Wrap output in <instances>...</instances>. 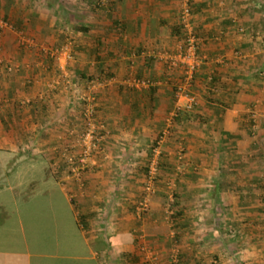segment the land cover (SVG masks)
Instances as JSON below:
<instances>
[{
    "label": "crops",
    "instance_id": "obj_1",
    "mask_svg": "<svg viewBox=\"0 0 264 264\" xmlns=\"http://www.w3.org/2000/svg\"><path fill=\"white\" fill-rule=\"evenodd\" d=\"M179 1L114 0L119 14L104 25L103 47L83 51L86 61L72 78L85 84L104 77L94 82L101 145L85 162L74 141L83 123L77 95L64 103L47 100L45 52L23 55L21 61L37 60L27 64L23 80L0 70V149L24 146L54 156L56 166L71 161L60 158L69 146L78 153L61 184L81 211L90 207L95 214L88 236L82 232L85 253L74 256L93 264H264V0H191L199 38L197 104L174 115L178 78L156 55L172 52L182 39ZM136 78L152 81L140 87ZM17 112L18 126H5L2 119H17ZM168 127L154 156L159 182L172 185V194L159 185L139 218L131 203L140 198L152 148ZM173 194L170 217L176 212L177 219L164 222ZM13 222L18 238L0 239V264H33L29 229ZM142 242L165 249L164 259L125 263L122 255L136 253ZM175 249L176 260L167 254Z\"/></svg>",
    "mask_w": 264,
    "mask_h": 264
},
{
    "label": "rangeland",
    "instance_id": "obj_2",
    "mask_svg": "<svg viewBox=\"0 0 264 264\" xmlns=\"http://www.w3.org/2000/svg\"><path fill=\"white\" fill-rule=\"evenodd\" d=\"M187 0H180L178 6V23L181 24L180 19L183 14L184 8L186 6ZM114 0H0V70L2 75L5 77H12L14 75L18 76V79L22 77L25 73V69L27 64L35 65L36 61L32 60H22L23 55L30 57V52H45V55H42V58L48 62L49 66H51V70L48 71L51 75H48L47 85L45 87L46 95L52 104L57 103H64L66 101H70L69 97L73 96L74 94L77 95V100L79 101L81 116L80 119L83 120L82 123V131L79 133V139L77 141V137L75 143L81 142V136L84 134L87 127H90L89 121L87 120L86 116L84 115L87 106H92L91 108L93 111V120L91 121L92 124L95 125V132L98 133L100 141L102 139V134L99 133L98 127L101 125L99 124L98 120H96L95 115V106H94V99L97 95L96 87H94L95 83H101L104 77H99V75L95 76L94 80H88L85 84H82L81 80H76L72 78V75H78L76 69L77 66L81 63H85V52L87 48H90L95 43L97 45L102 46L106 40L103 38V31L105 23H109L111 16H116L119 13H116V8L113 6ZM7 7L5 11L4 7ZM114 11V12H113ZM116 13V14H114ZM189 23L193 28L194 33H196V29L193 24V16L192 13L189 16ZM100 31V32H99ZM97 32V33H96ZM101 34V36H100ZM98 36L100 40L97 41ZM198 37V35H197ZM97 41V42H96ZM99 43V44H98ZM183 45V37L182 39L176 44V48L166 54L156 55L161 62L165 63L167 69L173 74H176L178 81L180 83L183 78V72L181 69L180 61L177 62L175 65H170V59L172 57H178V48L179 46ZM199 46V44H198ZM84 48V49H82ZM86 48V49H85ZM199 49V47H198ZM27 52V53H26ZM199 56V53L197 51ZM22 56V57H21ZM38 63V62H37ZM40 66V65H38ZM36 67V66H35ZM198 69V68H197ZM197 71V70H196ZM195 71V74H196ZM175 72V73H174ZM80 74V73H79ZM194 74V78H195ZM101 79V80H100ZM145 81L146 84L143 86H149L152 79H138ZM192 83V92H193V85ZM95 82V83H94ZM90 83V84H89ZM92 83V84H91ZM24 84V83H23ZM175 84V85H176ZM96 86V85H95ZM84 89L82 90V88ZM175 87V86H174ZM6 88V87H5ZM17 88V86H16ZM82 91H81V90ZM63 91H66V94L63 96ZM22 90L17 89L16 94L22 95ZM9 94L12 93L10 92ZM60 94V95H59ZM175 94V89H174ZM194 94V92H193ZM195 95V94H194ZM59 96L58 101L53 100V97ZM94 97V99H92ZM87 98H90L88 100ZM176 99V98H175ZM90 102L91 104H89ZM58 105V104H57ZM59 107L56 106V109ZM71 108V107H70ZM194 109V108H193ZM169 129V127L167 128ZM166 137V135H165ZM165 137H163L162 142H164ZM13 140V139H12ZM17 140H20L18 138ZM16 140V141H17ZM14 141V140H13ZM100 141L99 146L100 147ZM24 141H22L23 143ZM159 143L157 154L159 153V147L162 144ZM26 143V142H24ZM78 144V143H77ZM82 144V142H81ZM25 145V144H24ZM78 146V145H77ZM80 159H82V147L79 145ZM77 147V148H78ZM24 146L20 147L19 150H23ZM70 149V146L68 147ZM75 148V147H73ZM28 149V148H26ZM65 150L63 156L64 160L69 159L70 162L74 161L73 164L70 162L69 168H66V171L71 170V166L77 165L75 160H77L78 153H74L71 150ZM153 149V148H152ZM77 150V149H76ZM75 150V151H76ZM55 151V150H54ZM38 152V151H34ZM154 157V151L152 150ZM97 151H92L91 155L84 158L83 162L88 158L94 157ZM56 152H53L55 155ZM151 157V158H152ZM150 159V158H149ZM158 159V158H157ZM159 162V160H158ZM148 164V162H147ZM76 167V166H75ZM83 170V169H81ZM147 172L144 173L143 181L141 182V192L140 198L133 204V208L135 210V215L137 217H142L144 213H147L150 210V198L148 200L147 209L146 210H139V204L142 200L146 197V192L143 189L145 175ZM159 171L157 174V180L155 182V188L157 192V188L159 185L166 186L168 190V194L171 193V189L169 188L170 184L160 183L159 182ZM127 200L126 202H128ZM167 202L164 206L166 208V216L164 222H169L171 219L170 214L172 210V202ZM145 251V255L142 257L144 260H152L157 261L161 260L165 253L167 252L163 248H150L145 242H142ZM170 250L167 254L172 255L174 260L177 257V250L175 249L174 252ZM172 253V254H171ZM169 255V256H170ZM164 259V257H163Z\"/></svg>",
    "mask_w": 264,
    "mask_h": 264
},
{
    "label": "trees",
    "instance_id": "obj_3",
    "mask_svg": "<svg viewBox=\"0 0 264 264\" xmlns=\"http://www.w3.org/2000/svg\"><path fill=\"white\" fill-rule=\"evenodd\" d=\"M188 5L192 13L191 0H188ZM4 9L6 11L7 7ZM179 28L182 37L185 36L181 24ZM11 116L3 118V124L7 126L11 121L18 126L19 112L15 113L17 119ZM54 158L30 149L17 152L0 149V239L18 238L12 223L20 219L29 229L33 264H93V261L74 256L85 253L82 232L88 236V220L95 214L90 207L81 211L78 201L66 194L61 178L68 164L66 161L62 166H56ZM67 173L73 171L68 170ZM173 196L172 204L176 205V194ZM177 215L175 212L171 217L176 220ZM141 247H136V253L122 255L124 262L141 260L145 255Z\"/></svg>",
    "mask_w": 264,
    "mask_h": 264
},
{
    "label": "built area",
    "instance_id": "obj_4",
    "mask_svg": "<svg viewBox=\"0 0 264 264\" xmlns=\"http://www.w3.org/2000/svg\"><path fill=\"white\" fill-rule=\"evenodd\" d=\"M191 15L190 8L188 5V0L184 8L183 14L181 16L180 22L185 32L183 36V45L178 48V57H172L170 59V65H175L180 61L182 63L181 69L183 72V78L180 83H177L174 87L176 104L173 110V114L177 115L181 111L192 110L196 104V96L193 94L191 88L194 80V74L197 68L200 66V57L197 54L199 38L194 33L191 23H189V16ZM136 84L139 86L145 85V81L136 80ZM90 100V98H87ZM94 99V97L92 98ZM91 104L90 102H88ZM92 106H87L84 115L89 121L90 127H87L84 134L81 136V142L79 145L83 148L82 150V160L91 155L92 151H97L99 146V135L95 131V125L91 123L93 120ZM168 129L166 128L157 140V145L153 147V151L157 154V149L159 143L162 142L163 137L168 134ZM147 172L145 175L143 189L146 192V197L140 202L139 210H146L149 198L156 193L155 182L157 180V174L159 171V162L157 157H152L148 159V164L146 165ZM142 248V247H141ZM144 251V248H142ZM145 252V251H144Z\"/></svg>",
    "mask_w": 264,
    "mask_h": 264
}]
</instances>
